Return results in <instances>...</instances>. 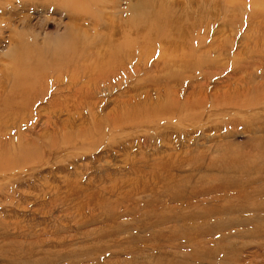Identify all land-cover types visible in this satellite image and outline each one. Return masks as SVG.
I'll return each mask as SVG.
<instances>
[{"label": "rangeland", "instance_id": "rangeland-1", "mask_svg": "<svg viewBox=\"0 0 264 264\" xmlns=\"http://www.w3.org/2000/svg\"><path fill=\"white\" fill-rule=\"evenodd\" d=\"M137 1L115 0L117 10H107L109 19L129 15ZM151 1L147 6L151 13L161 3L195 14L212 8L214 25L209 30L204 26L200 38L207 39L202 51H208L210 43L217 49L201 59L200 71L182 72L181 62L172 61L170 73H179L175 79L163 76L170 75L166 73L148 80L126 77L127 72L120 74L124 69L116 76L100 77L95 71L99 55L112 51L105 43L103 14L98 23L84 16L78 23L81 27L74 29L69 24L74 15L56 6V0H1L13 16L0 31V264H214L220 260L213 245H207L198 260L187 259L185 253L193 257L192 252L178 247L176 237H149L133 228L120 235L132 243L94 252L93 239L103 234L90 233L96 225L79 226L95 213L94 202L106 201L107 209L114 208L111 200L117 194L143 186L146 180L139 178L140 171L172 152L210 151L209 159H220L222 153L215 149L230 145L233 151H249L264 138V133L250 131L264 126V0ZM216 1L219 5L214 6ZM9 15L3 19L8 21ZM71 50L78 66L73 85L71 74L63 71ZM156 52L161 54L160 49ZM39 58L43 65L36 72L35 86L9 99L14 67ZM157 60L152 58L150 65ZM45 71L46 82L44 74L38 83ZM60 74L61 82L53 86ZM168 100L182 116L174 115L170 121L169 115L152 125L158 117L138 115ZM253 104L256 107L251 108ZM191 118L196 123L190 124ZM173 145H178L177 152L168 149ZM259 145L263 147L264 140ZM149 198L145 194L134 199ZM237 242L250 246L232 255L229 264H264L258 239Z\"/></svg>", "mask_w": 264, "mask_h": 264}, {"label": "bare ground", "instance_id": "bare-ground-1", "mask_svg": "<svg viewBox=\"0 0 264 264\" xmlns=\"http://www.w3.org/2000/svg\"><path fill=\"white\" fill-rule=\"evenodd\" d=\"M107 1L56 0V6L74 15V19L71 18L74 21L69 23L74 29L81 27L78 23L84 16L98 23L103 14L104 19L101 21L106 22L104 26L106 28L103 29L105 43L111 44L112 51L107 50L99 55L95 71L100 77L113 73V76H116L118 70L124 69L120 74L127 72L126 77L137 75L140 79L148 80L166 73L170 75L163 76L175 79L179 73L176 75L170 73L169 65L172 61L181 62L182 72H198L202 67L201 59H205L207 54L217 49L210 43L208 51H202L207 45V39L200 38L203 35L200 31L204 26L206 27L204 29L209 30L214 25L212 24L214 21H210L213 19L212 8L205 9V13L204 10H200L195 14L161 3L162 7L151 13L147 6L152 5L154 1L138 0L139 2H136L138 4L130 9L129 15L123 17L115 14L110 16L114 19H109L107 10H117V7L115 0ZM216 4L219 5L218 1L213 5ZM4 9L6 6L0 0V31L4 24H9L13 16L11 10L6 13ZM6 14H10L8 21L3 19ZM207 18L209 20L206 22ZM119 21L121 23L117 25ZM207 33L210 32L205 33V38H208ZM157 49L161 50V54L156 52ZM68 53L69 63L64 66L63 71L71 74L69 80L73 85L76 82L78 66L73 63L75 58L72 55L73 51ZM155 57L158 60L150 65V61ZM41 59H31L28 64L20 63L14 67L13 74L16 78L13 77L15 79L13 93L9 99L22 96L24 90L35 86L36 72L40 65H43ZM132 62L133 71L129 70ZM105 70L107 71L104 72ZM44 74L46 82L48 72L45 71L41 73L38 83L44 80L42 77ZM61 77V74L56 77L53 86L61 82L58 79ZM55 90L58 91L59 87ZM171 102L168 100L154 110H141L138 115L148 119L158 117L152 125H157L156 122L161 124L164 122L161 119L169 115L170 121H173L174 115L183 114ZM253 107L256 105L253 104L251 108ZM190 122L196 123L192 118ZM250 131H253L252 134L264 133V126L252 128ZM263 140L264 138H260L258 144L254 145L255 148L249 151H233L230 145L224 149H215V152L222 153L220 159H209L210 151L196 152L195 155L190 151L179 154L172 152L161 158L159 164L140 171L139 178L146 180H142L143 186L117 194L116 199L111 200L114 202V208L107 209L106 201L94 202L95 213L79 226L87 229L96 225L93 227L96 229L90 233L103 234L102 237L93 239L94 252L108 251L123 242L132 243L131 238L127 240L120 238V235L129 233L132 228L140 234L149 233V237L163 234H169L171 238L176 237L180 241L178 247L184 246L185 249L191 250L193 257L185 253L187 259L198 260L197 257L204 252L206 246L213 245L215 253L220 256V260L214 264H229L228 259L232 258V255L248 249L250 245L238 243L239 238L258 239V249L264 252V146L259 145ZM168 149L177 152L178 145ZM257 157L262 158V162H253ZM145 194H149L150 198L141 201L134 199ZM240 227L247 229L235 230ZM139 239L140 242H145L144 238ZM201 262L193 261L191 264Z\"/></svg>", "mask_w": 264, "mask_h": 264}]
</instances>
